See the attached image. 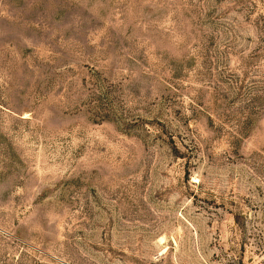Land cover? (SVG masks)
I'll use <instances>...</instances> for the list:
<instances>
[{
  "label": "rangeland",
  "instance_id": "1",
  "mask_svg": "<svg viewBox=\"0 0 264 264\" xmlns=\"http://www.w3.org/2000/svg\"><path fill=\"white\" fill-rule=\"evenodd\" d=\"M0 264H264V0H0Z\"/></svg>",
  "mask_w": 264,
  "mask_h": 264
}]
</instances>
